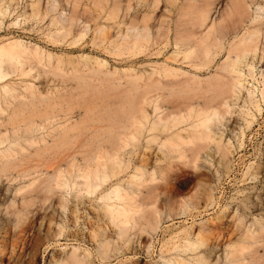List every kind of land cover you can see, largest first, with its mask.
Returning a JSON list of instances; mask_svg holds the SVG:
<instances>
[{
	"label": "rangeland",
	"instance_id": "374dc122",
	"mask_svg": "<svg viewBox=\"0 0 264 264\" xmlns=\"http://www.w3.org/2000/svg\"><path fill=\"white\" fill-rule=\"evenodd\" d=\"M191 3L211 8L206 26L194 29L200 37L224 18L226 31L242 32L259 15L247 63L263 81L264 0H0V45L27 49L1 68L10 76L0 82V264H229L235 244L244 250L234 264H264V98L251 77L244 84L259 107L237 91L212 125L222 150L212 143L196 160L162 145L183 126L151 131L185 99L167 98L156 114L149 107L138 131L112 138L107 124L136 101L140 73L168 65L179 79L193 74L166 43ZM232 4L247 7L243 16L229 19ZM145 21L158 43L146 52L119 48L138 33L127 29ZM90 171L98 172L92 192L83 178ZM116 190L138 210L135 220L112 219Z\"/></svg>",
	"mask_w": 264,
	"mask_h": 264
},
{
	"label": "bare ground",
	"instance_id": "6f19581e",
	"mask_svg": "<svg viewBox=\"0 0 264 264\" xmlns=\"http://www.w3.org/2000/svg\"><path fill=\"white\" fill-rule=\"evenodd\" d=\"M203 6L191 3V5L182 8V19L176 24L175 28L169 27L166 31L173 32L174 34L173 37H170L168 34L166 43L179 48L176 56H181L188 63L193 70V74L184 79H179L181 76L177 70L174 71L168 65L155 67L150 72L145 71L140 73L134 79L136 87L133 100L136 101L131 105H126V110L123 113L115 115L108 120L107 124L110 125L112 138L120 130L138 131L144 128L149 117V107H152L154 114H156L165 106L167 98L185 99L187 102L180 104L178 114L174 116L172 113V117L167 119L158 117L153 123L151 131L166 134L179 126H183L182 130L180 129L174 136L167 138L162 145L164 147L168 146L169 150L172 148L180 150L182 148L180 150V159L186 160L191 158L196 160L199 158L200 152L212 143L216 144L218 151L222 150L221 139L217 137V134L213 133L212 125L221 123L222 108L228 107L227 101L237 91L241 92L242 89L247 90L249 103L259 107L258 100H255L257 92L248 89L244 84V78L251 77L260 86L256 87V91L258 89L262 99L264 98V80L258 81L255 79L253 66L251 63H247V57L249 55L254 56L257 50L258 30L253 25L260 19L259 15L254 14L250 16L248 24L245 25L242 31L244 32L243 34L239 29L232 32L226 31L228 20L224 18L219 24L214 23L210 30L200 37L197 36L194 29L197 26L204 28L207 21H209L211 13L208 3ZM244 10L245 7L243 5L234 4L229 13V19L235 14L243 15ZM2 14L3 10H0V15ZM244 21L240 17L239 22L244 24ZM152 31L153 29L147 21L128 28L127 32L138 33L131 35L128 40L123 41L119 45V48L128 53L149 51L158 43L159 39V35L151 37V33L149 34V32ZM158 32H161V30ZM200 35H203V33H200ZM229 35L232 36V40H227ZM26 53L27 49L23 46L14 45L13 43L1 44L0 70L1 68L2 70L4 69L3 65L6 63L14 64L17 62V59L19 60ZM223 55H225L224 62L217 64V61ZM243 63H247L246 67L249 71V75L247 76L242 71ZM2 70L0 71V82L8 75L2 72ZM200 99H203L202 102ZM4 112L6 110L0 107V113L3 114ZM131 139L136 140L135 134L131 133ZM83 178L86 181L89 192L94 191L96 186L93 184V181L98 179V172L90 171ZM103 179L107 180L108 176L104 175ZM114 194L115 200L121 206L116 204L109 206L111 209L117 208L116 213H114V210H109L112 219L114 221L123 219L125 221L135 220V214L138 210L122 205L127 198L121 195L120 190H116ZM106 199L107 201L111 200L109 196ZM119 229L122 235L123 230L122 228ZM240 231L242 234H245L243 236L248 237L249 232ZM197 243L195 245L190 243V247L202 246V239H199ZM103 249L104 252L101 255L104 257L108 252V244L104 245ZM229 249L230 251L226 252V261L229 260V264H234L243 253L244 248L241 245L235 244L230 246ZM75 264L79 263L76 261Z\"/></svg>",
	"mask_w": 264,
	"mask_h": 264
},
{
	"label": "crops",
	"instance_id": "0c3cea01",
	"mask_svg": "<svg viewBox=\"0 0 264 264\" xmlns=\"http://www.w3.org/2000/svg\"><path fill=\"white\" fill-rule=\"evenodd\" d=\"M243 4H241V6H242ZM232 6H234V4H232ZM231 6V7H232ZM244 6V5H243ZM245 8H247V7H245ZM245 11V10H244ZM241 16H243V15H241ZM248 18H249V14H248V16H247V19L245 20L246 22H247V20H248ZM241 20L242 21H244V19L241 17ZM205 32H206V30H205ZM229 32H232V31H229Z\"/></svg>",
	"mask_w": 264,
	"mask_h": 264
}]
</instances>
